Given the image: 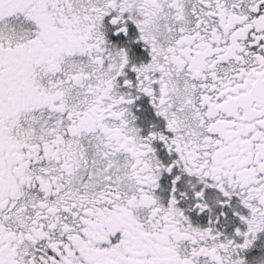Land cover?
<instances>
[{
	"label": "snow or ice",
	"instance_id": "snow-or-ice-1",
	"mask_svg": "<svg viewBox=\"0 0 264 264\" xmlns=\"http://www.w3.org/2000/svg\"><path fill=\"white\" fill-rule=\"evenodd\" d=\"M0 264H264V0H0Z\"/></svg>",
	"mask_w": 264,
	"mask_h": 264
}]
</instances>
